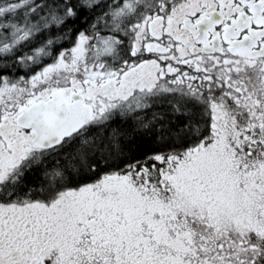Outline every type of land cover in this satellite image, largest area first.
Here are the masks:
<instances>
[{"label":"snow or ice","instance_id":"snow-or-ice-1","mask_svg":"<svg viewBox=\"0 0 264 264\" xmlns=\"http://www.w3.org/2000/svg\"><path fill=\"white\" fill-rule=\"evenodd\" d=\"M0 264H264V0H0Z\"/></svg>","mask_w":264,"mask_h":264}]
</instances>
